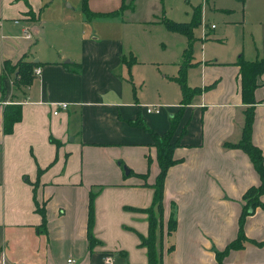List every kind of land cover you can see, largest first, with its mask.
I'll use <instances>...</instances> for the list:
<instances>
[{
	"label": "crops",
	"instance_id": "crops-1",
	"mask_svg": "<svg viewBox=\"0 0 264 264\" xmlns=\"http://www.w3.org/2000/svg\"><path fill=\"white\" fill-rule=\"evenodd\" d=\"M120 1L87 0V7L106 13ZM41 5L42 0H0V75L3 61L39 63L28 86L15 88L7 77L0 93V264H66L67 258L73 264H146L137 237L146 235V214L131 208L149 206L158 167L149 134L129 122L142 119L158 134L167 129L179 108L180 89L172 78L183 47L167 61L141 44V54L151 55L146 63L123 34L98 40L81 33L77 46L72 40L66 45L75 21L65 11L60 45L59 33H48L41 20ZM139 9L140 0H134L132 8L111 17L136 20ZM79 11L83 16L80 6ZM25 28L30 38L24 37ZM207 52L197 57L191 48L192 66L185 71L186 85L203 89L184 107L174 133L179 146L163 183L161 264H264L260 208L244 218L242 248L229 250L220 262L214 255L236 237L241 196L259 180L245 153L224 146L238 141L243 122L235 65L240 55ZM242 58L251 61L264 53L255 47ZM147 84L152 97L142 93ZM253 98L251 142L264 164V71ZM61 102L66 109L53 114ZM10 103L20 106L21 117L5 134L2 109ZM146 106L159 111L146 113ZM89 192L95 194L92 235L99 241L92 247L86 238ZM260 200L264 203V193ZM36 206L43 208L44 230ZM171 212L176 225L167 235Z\"/></svg>",
	"mask_w": 264,
	"mask_h": 264
},
{
	"label": "trees",
	"instance_id": "trees-1",
	"mask_svg": "<svg viewBox=\"0 0 264 264\" xmlns=\"http://www.w3.org/2000/svg\"><path fill=\"white\" fill-rule=\"evenodd\" d=\"M25 1V0H24ZM134 0H121L119 7L110 12L100 13L91 12L87 7V0H81L80 10L87 19L101 17V16H117L125 9L133 7ZM30 13V10L27 11ZM33 18L34 15H31ZM165 28L171 32L178 33L184 36L187 40V48L183 49V59L179 66L177 76L173 77L180 89L179 108L168 119L167 129L158 134L147 127L142 119L133 120L129 122L132 125L140 127L147 132L151 138V145L155 148V160L158 167V172L151 184L152 198L149 206L142 209H133L135 211H141L146 214L147 232L145 236L137 234L140 246L145 248L146 264H161V238L163 230L162 221V197H163V183L167 169L174 165L177 160L173 159V150L179 146L178 139L174 138V133L177 128L178 122L182 116L183 109L187 104H190L192 98L200 94L203 88L189 87L186 85L185 75L186 69L192 64L190 60V42L192 39V29L200 22V9L195 7L190 22L177 23L167 18L161 20ZM124 61V58H123ZM39 63L25 58L18 59L14 64H10L8 61H3V71L0 75V93H4L3 80L10 78L11 83L15 88H24L28 86L31 80L34 78L33 69L38 67ZM235 65L238 67L239 75V93L241 103L244 105L242 109L243 122L240 130V137L236 143H225L224 146L230 148L240 149L245 153L251 162V165L258 175V184L256 186L248 187L241 196L243 201L239 216L237 219V233L236 237L226 244L223 250H214V255L217 262H220L229 250L240 249L243 246V242L247 241L243 234V221L244 218L253 213L255 208L264 210V203L260 200V196L264 193V164L262 161L261 151L251 142V127L253 121V109L255 101L253 98L254 89L258 86V79L264 71V58H258L251 61L244 60L241 56H238ZM66 67V66H65ZM78 66L74 67V71H78ZM205 89V88H204ZM21 117L20 106L18 104L10 103L6 104L2 109V131L8 134L12 130L14 123L19 121ZM184 127L180 130V135L184 134ZM49 141L57 145V141L49 137ZM40 169H37V175ZM95 194L89 192L87 202V221H86V238L89 246H93L99 243L92 235L93 224V198ZM36 203V202H35ZM37 211L42 218L41 229L44 230V211L43 208L36 206ZM175 220L173 213L169 214V217L165 223V234L169 235L175 229ZM170 249V247L168 248Z\"/></svg>",
	"mask_w": 264,
	"mask_h": 264
},
{
	"label": "rangeland",
	"instance_id": "rangeland-1",
	"mask_svg": "<svg viewBox=\"0 0 264 264\" xmlns=\"http://www.w3.org/2000/svg\"><path fill=\"white\" fill-rule=\"evenodd\" d=\"M80 2L81 0H42L41 20H44L48 33H52L54 37L59 33L60 45L63 28L61 13L65 11L75 21L72 32L65 34L66 45L72 40L77 46L81 33L83 37L96 36L98 40L110 36L120 37L123 34L124 41L137 48L136 58L147 63L154 53L169 61L175 52L178 53L182 47L187 48V40L184 36L167 30L161 20L167 18L177 23H188L193 9L199 7L200 22L192 29L189 45L197 57L205 50L209 51L208 55L213 52L218 57H229L231 54L248 57L255 47L262 55L264 53V0H140V9L134 16L136 20L123 22L120 18L111 16L87 19L84 14L82 16L79 13ZM51 4L52 9L47 10ZM78 16H81L82 23H79ZM120 24H124V28ZM204 38L206 39L203 40ZM141 44L148 47L150 56L141 54ZM69 48V52L73 53L72 46ZM151 92L152 85L147 84L142 89L144 96L152 97Z\"/></svg>",
	"mask_w": 264,
	"mask_h": 264
},
{
	"label": "built area",
	"instance_id": "built-area-1",
	"mask_svg": "<svg viewBox=\"0 0 264 264\" xmlns=\"http://www.w3.org/2000/svg\"><path fill=\"white\" fill-rule=\"evenodd\" d=\"M23 35H24V37L25 38H30V34H29V31H28V28H25V29H23ZM39 73V68L38 67H35L34 69H33V74L34 75H37ZM55 108L53 109V111H52V113L53 114H56L57 113V108H59V109H66V107H67V104L66 103H64V102H61V103H57V104H55V106H54ZM159 111V109L157 108V107H155V106H146L145 107V112L146 113H149V112H151V113H157ZM66 264H73L74 263V260L73 259H71V258H67L66 259ZM105 262L106 263H108L109 262V259L108 258H106L105 259ZM20 264V263H19Z\"/></svg>",
	"mask_w": 264,
	"mask_h": 264
},
{
	"label": "water",
	"instance_id": "water-1",
	"mask_svg": "<svg viewBox=\"0 0 264 264\" xmlns=\"http://www.w3.org/2000/svg\"><path fill=\"white\" fill-rule=\"evenodd\" d=\"M65 62L67 63V61H65ZM123 171H124V173L126 174L128 170L124 167V168H123Z\"/></svg>",
	"mask_w": 264,
	"mask_h": 264
}]
</instances>
